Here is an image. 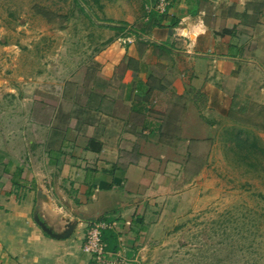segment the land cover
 <instances>
[{
    "label": "crops",
    "instance_id": "1",
    "mask_svg": "<svg viewBox=\"0 0 264 264\" xmlns=\"http://www.w3.org/2000/svg\"><path fill=\"white\" fill-rule=\"evenodd\" d=\"M164 1L102 0L113 39L85 86H48L22 163L0 152V264H97L82 246L98 221L136 262L152 210L203 177L189 158L215 134L200 111L264 77V0Z\"/></svg>",
    "mask_w": 264,
    "mask_h": 264
},
{
    "label": "rangeland",
    "instance_id": "2",
    "mask_svg": "<svg viewBox=\"0 0 264 264\" xmlns=\"http://www.w3.org/2000/svg\"><path fill=\"white\" fill-rule=\"evenodd\" d=\"M101 1L0 0V152L12 163L42 132L41 93L71 78L85 86L86 66L113 39L99 23ZM4 44L16 45L7 61ZM263 88L256 76L233 99L223 95L221 109L200 111L215 142L189 167L204 163L205 173L189 196L152 210L138 260L121 252L129 264H264Z\"/></svg>",
    "mask_w": 264,
    "mask_h": 264
},
{
    "label": "built area",
    "instance_id": "3",
    "mask_svg": "<svg viewBox=\"0 0 264 264\" xmlns=\"http://www.w3.org/2000/svg\"><path fill=\"white\" fill-rule=\"evenodd\" d=\"M159 9L165 11L166 3L164 0H161ZM148 11L150 12V8ZM113 227V223L98 221L91 224L86 231L82 250L90 255L97 264H129V259H126L121 252L109 250L108 244L103 240V231Z\"/></svg>",
    "mask_w": 264,
    "mask_h": 264
},
{
    "label": "trees",
    "instance_id": "4",
    "mask_svg": "<svg viewBox=\"0 0 264 264\" xmlns=\"http://www.w3.org/2000/svg\"><path fill=\"white\" fill-rule=\"evenodd\" d=\"M229 32H230V30L225 29L223 31V34L224 33H229ZM15 183H16V180H15ZM103 240L108 244V249L109 250H112V251H116L117 250V247H118L117 246V243H118V235L115 233L114 230L105 229L103 231Z\"/></svg>",
    "mask_w": 264,
    "mask_h": 264
}]
</instances>
